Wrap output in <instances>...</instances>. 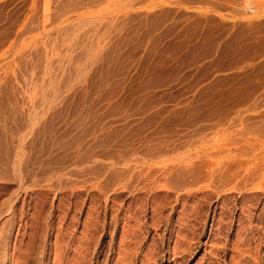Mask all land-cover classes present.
<instances>
[{
	"label": "rangeland",
	"instance_id": "1",
	"mask_svg": "<svg viewBox=\"0 0 264 264\" xmlns=\"http://www.w3.org/2000/svg\"><path fill=\"white\" fill-rule=\"evenodd\" d=\"M0 249L264 264V0H0Z\"/></svg>",
	"mask_w": 264,
	"mask_h": 264
},
{
	"label": "bare ground",
	"instance_id": "2",
	"mask_svg": "<svg viewBox=\"0 0 264 264\" xmlns=\"http://www.w3.org/2000/svg\"><path fill=\"white\" fill-rule=\"evenodd\" d=\"M43 128H44V127H43ZM41 135H42V134H41ZM118 157H119V156H118ZM99 158H100V157H99ZM124 160H125V159H124ZM113 163H114V162H113ZM125 163H126V162H125ZM100 165H101V164H100ZM119 165H120V164H119ZM121 166H122V165H121ZM129 166H130V165H129ZM122 167H123V166H122ZM125 167H126V166H125ZM107 168H108V167H107ZM109 168H110V167H109ZM111 168H113V167H111ZM123 168H124V167H123ZM126 168H127V167H126ZM127 169H128V168H127ZM127 169H126V170H127ZM134 169H135V168H134ZM137 169H138V168H137ZM251 169H252V168H251ZM254 170H255V169H254ZM226 171H227V170H226ZM106 172H107V171H106ZM115 172H116V171H115ZM222 172H223V171H222ZM91 173H92V172H91ZM111 173H113V172H111ZM258 173H259V171H258ZM117 174H118V173H117ZM229 174H230V173H229ZM236 174H237V173H236ZM252 174H253V172H252ZM119 175H120V174H119ZM250 175H251V174H249V176H250ZM228 176H229V175H228ZM232 176H234V175H232ZM232 176H231V177H232ZM249 176H248V177H249ZM235 177H236V176H235ZM235 177H234V178H235ZM232 178H233V177H232ZM219 179H220V178H219ZM6 244H7V243H6ZM6 244H5V245H2V248L4 247L5 250H6V247H5ZM7 247H8V246H7ZM0 250H1V249H0Z\"/></svg>",
	"mask_w": 264,
	"mask_h": 264
}]
</instances>
